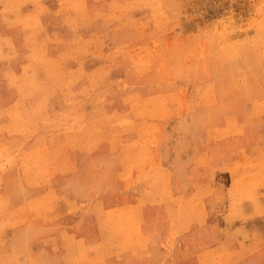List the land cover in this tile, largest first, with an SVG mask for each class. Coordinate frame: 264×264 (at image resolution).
<instances>
[{
    "label": "rangeland",
    "instance_id": "374dc122",
    "mask_svg": "<svg viewBox=\"0 0 264 264\" xmlns=\"http://www.w3.org/2000/svg\"><path fill=\"white\" fill-rule=\"evenodd\" d=\"M0 264H264V0H0Z\"/></svg>",
    "mask_w": 264,
    "mask_h": 264
}]
</instances>
